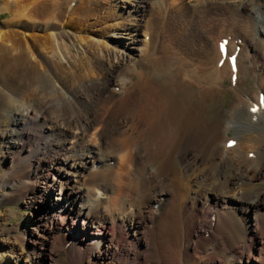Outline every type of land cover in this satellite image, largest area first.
<instances>
[{
  "label": "bare ground",
  "instance_id": "bare-ground-1",
  "mask_svg": "<svg viewBox=\"0 0 264 264\" xmlns=\"http://www.w3.org/2000/svg\"><path fill=\"white\" fill-rule=\"evenodd\" d=\"M127 1L1 7L12 15L0 25V183L31 203L40 177L69 166L61 187L76 178L66 197L87 228L73 220L52 244L61 209L34 215L42 233L25 264H226L204 245L216 236L240 263L264 264V213L247 214L264 200L251 184L264 178V0ZM223 38L236 70L218 65ZM227 78L234 102L211 118L195 97L216 99ZM79 134L90 143H68ZM66 238L73 256L59 263Z\"/></svg>",
  "mask_w": 264,
  "mask_h": 264
},
{
  "label": "rangeland",
  "instance_id": "rangeland-1",
  "mask_svg": "<svg viewBox=\"0 0 264 264\" xmlns=\"http://www.w3.org/2000/svg\"><path fill=\"white\" fill-rule=\"evenodd\" d=\"M6 1L7 0H0V8L2 6H4ZM114 3L115 2H113L112 4L114 5ZM118 3H120V2H118ZM134 4H135V2L133 0H128L126 2V6H128V7H130ZM9 6H12V3H10ZM10 9L11 8H8V9H2L1 8V10H0V25L3 24V25H1L3 27L8 26V24H10L8 22L10 20L11 15H12ZM95 18H97V17H95ZM18 28H20V27H18ZM140 36H142V35H140ZM185 47L186 46L181 45L180 48L184 49ZM182 54H184V53L182 52ZM192 56H194V55H192ZM194 65L195 64H193V67H195ZM230 82L231 81L228 78L225 80V82H224L225 92L222 91L216 99H211L205 95H203V96L194 95V96H196L195 99L200 103V106H202L204 108V110L209 111V115L211 118L218 119L221 117L224 119L227 117L228 109L231 106V104L234 102L233 100H234V96H235V93L229 89ZM253 83H254V78H252L250 76H246L245 81L241 85V89L244 92H246L252 87ZM194 87L196 89H200L196 86H194ZM192 90L193 89L191 88V92L193 93ZM188 92H189V90L184 89V91L182 93L187 95ZM183 94H181V96H184ZM204 97H205V99H204ZM210 111H213V112H210ZM228 134L230 137H233V135H234L233 129H230ZM88 138H89V136L85 135V134H79L78 138H77L78 140L76 138H71L68 136V143L74 144L77 142L79 145H83L86 143H90V141H88V142L86 141V139H88ZM10 139H12V138H10ZM25 148H27L26 144H24L23 150ZM23 153H25V152H23ZM23 153L21 155H23ZM66 154H68V152L65 151V153L62 155H66ZM10 156H11L10 154L6 153V154H4L3 157H0V159H2V163H3V166L1 165V167H0L1 172L3 171V167L7 166V164L9 163V161L11 159ZM43 156H45V154H43ZM86 158H88V165H89L90 159H89V157H86ZM99 164L100 163L97 161L94 162L93 168L98 167ZM66 171L68 172V174H66V175H69L71 168H69V166H67V165L64 166L63 169H61L60 174L57 173L56 171H54L53 169L49 170L47 181L40 177L39 183H38L39 194H36V197H34V199L31 203L26 202V198L23 197V195L13 194L14 186H16L18 184L17 181L14 183L9 182V184L8 183H6V184L0 183V264H25V260L29 259V257L32 256V253H31L32 247L36 246V244L33 243V239L37 238V237L41 238L40 235L42 233L40 230L41 227L39 225H37L33 220V216L34 215L37 216L38 213H40V215H45V213H47V211H49L51 209H54V210L55 209H57V210L61 209L60 215H59L60 212L56 213V216H57L56 219L59 221V223L62 222L61 227H63V226L64 227L59 231L56 228H54L53 226L48 225V228L50 227V230L52 232V237H51L52 238V244L54 243L53 236L55 234L59 235L58 232H60V234H63L64 231H68L67 228L65 230V226L66 225L71 226L69 224H71L70 222L73 220L75 221V224L77 227L76 229L78 231H80V230L81 231H87L86 221L83 220L76 212V209L78 208L77 205L75 203H73L72 199H68L66 197L69 189H71V192L73 195L74 194L78 195L80 193V190L76 189L78 187V186H76V185H78L77 182L75 181L76 178L74 176L70 175V178L68 179V185H70V186L68 188L61 187V181H62V179L65 178L63 174H65ZM32 172H33V170H32ZM1 174L2 173H0V175ZM53 177H54V179H53ZM49 182H51V185L46 186L47 183H49ZM251 184L253 185L252 187H254L256 189L264 187V178L253 180V182ZM71 187H73V188H71ZM241 193H242V190L239 191V194H241ZM164 197L165 196H163V195L158 197L157 201H159V199H161V201H162ZM261 197L264 198V196H261ZM222 204L225 207L230 206L229 201H224ZM259 206H262V207L258 208V210H256L254 212V209L256 207H259ZM261 213H264V200L259 205L255 206L253 208H250V210H248V212H247V214L250 216H253V215L258 216V214H261ZM84 221H85V223H84ZM204 235L206 237H208L209 232H207L206 234L204 233ZM88 236H91L90 233H88ZM95 239H96V237H92V238H89L88 241L90 243ZM67 240H68V238H66L60 244H55L59 247L58 248L59 252L57 251L58 255H56L57 252H54V254L56 253L55 255H53L54 261H59V263H63V261L68 262L69 259L73 256V251L67 250L68 249L67 247H69V244L71 242L70 240L69 241H67ZM201 240L202 239H200L198 241V244L201 243ZM194 242L196 243L195 240H194ZM204 245H206L210 248L212 247L211 250H215L216 257H223L225 259L226 264H243V263H240L238 261V258H236V256L233 254V252L227 247L226 240L224 238H221L220 236H216V237L212 238L211 240L204 242ZM11 246L14 247V249L17 251L18 255L20 254L19 255L20 257H19L17 262L13 261L14 253L10 248ZM86 247L87 246L85 245V243H83V244H80V246H78V247L76 246L75 249L76 250L82 249L84 251L86 249ZM141 247H143V242L138 243V245H137V248H141ZM119 255H120V251L115 253L112 256V259L115 260ZM50 259H47V262H50ZM114 264H119V263L116 262ZM124 264H128V263H124Z\"/></svg>",
  "mask_w": 264,
  "mask_h": 264
},
{
  "label": "snow or ice",
  "instance_id": "snow-or-ice-1",
  "mask_svg": "<svg viewBox=\"0 0 264 264\" xmlns=\"http://www.w3.org/2000/svg\"><path fill=\"white\" fill-rule=\"evenodd\" d=\"M223 50H224V45L222 44V45H221V51H223Z\"/></svg>",
  "mask_w": 264,
  "mask_h": 264
}]
</instances>
